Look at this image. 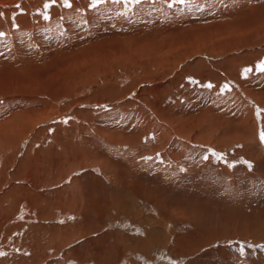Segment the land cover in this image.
Returning <instances> with one entry per match:
<instances>
[{
	"label": "rangeland",
	"instance_id": "obj_1",
	"mask_svg": "<svg viewBox=\"0 0 264 264\" xmlns=\"http://www.w3.org/2000/svg\"><path fill=\"white\" fill-rule=\"evenodd\" d=\"M11 1L16 0H0V5ZM27 1L22 0V5L26 3L23 6L16 8L14 5L0 12L4 22L12 21V26L18 29V32L14 31L17 34L0 30L3 33L0 36V88L3 86L0 89V111L4 109L5 113L0 115L3 127L0 128V141L8 143L14 134L11 139L14 145L7 149L5 145L0 147V200L2 196L8 197L6 206L4 202L0 204V264H264V198L255 200L256 193L255 196L251 194L254 189L248 192L247 202L230 201L216 191L207 192L209 187L218 188L221 184L219 174L228 177L221 179L224 186H233L237 178L240 182L237 170L242 177L249 170L264 177V140L261 139L264 134V17L250 11L232 14V11L216 10L210 19L203 20L201 12L194 11L184 13L185 19L179 16L169 25L164 20L156 22V14L138 9L108 10L106 17L98 14L91 17L94 19L90 24L89 20L86 22L85 28L91 25L88 35L83 34L85 29L82 27L84 30L79 29L77 33L83 35L74 36L70 32L77 22L71 26L67 23L48 24L47 21L39 23L37 17L43 12V0ZM55 5L63 11V17L66 16L64 10H68V16H73L69 9L73 3L67 6L51 2L45 9L46 17H50ZM188 18L191 21L186 23L189 24L182 25L181 22ZM20 29L26 30L27 35L19 34ZM184 33L187 37L182 38ZM113 36L123 39L126 45L130 44L139 55L128 61L118 58L120 64L113 63V66L103 58L85 62L87 55H93L100 45L109 44ZM186 39L191 41L190 45L193 43L189 52L179 57L177 52L181 47L186 52ZM158 41L164 44L160 54L171 46L178 49L176 54L171 52V56L165 54L161 58L148 56V47L144 45L150 47ZM174 60L176 62H171ZM18 96L24 100L12 101ZM219 100L225 103L221 105ZM13 113L21 122L14 123L16 121L10 117ZM255 127L258 135L250 142L246 143L237 136L239 134L236 135ZM3 129L7 133L10 131V136H4ZM22 139L26 144L23 142L19 147ZM248 143L255 148L254 153L249 152ZM192 155L198 157L191 159ZM207 168L215 174H208L210 170ZM17 188L23 189L22 202L20 195L14 192ZM24 189L31 191L30 194ZM225 190L229 189L223 188L222 192ZM80 194L89 209L87 220L76 214L73 208L83 203ZM76 200L78 203H73ZM257 203L258 207H255ZM51 206L55 207L54 211ZM199 220L205 222L204 225L199 226ZM63 225L65 228L58 227ZM153 225L157 229L156 239L150 243L146 238L151 237L146 230ZM89 226L91 229L84 230L87 232L84 233L83 229ZM209 231L214 232L210 235ZM60 232L69 233V236ZM53 233L61 234L58 235L60 239ZM72 233L76 238L70 240L74 236ZM161 234L165 236L163 242L159 241ZM53 240L58 243L52 244ZM131 242L138 244L139 249H135ZM56 244L59 246L55 250L53 245ZM41 246L47 247L42 249ZM49 248H53L52 251ZM40 252L41 257L48 253V257H44L46 260L41 257L34 260L33 255ZM93 253H96L95 260Z\"/></svg>",
	"mask_w": 264,
	"mask_h": 264
},
{
	"label": "bare ground",
	"instance_id": "obj_2",
	"mask_svg": "<svg viewBox=\"0 0 264 264\" xmlns=\"http://www.w3.org/2000/svg\"><path fill=\"white\" fill-rule=\"evenodd\" d=\"M7 1V0H6ZM24 1V0H23ZM27 1V0H26ZM3 2V1H2ZM28 2V1H27ZM36 2V1H35ZM42 2V1H41ZM41 2H40V5H41ZM51 2H52V0H43V3H42V13L37 17V20H38V22L39 23H42V22H49L48 24H54V23H57V24H68L69 26H71V24H76V22H77V25L76 26H73V27H76V28H71L72 29V31L70 32V34H72V35H80V36H82L83 34H87L88 33V31H89V29H90V26L91 25H89L90 24V22H92V21H90V20H93L94 18H95V15H98L99 14V16L101 15L102 17H106V13L108 12V10H110V11H112V12H117V11H126V10H131V9H138V11L139 10H141V11H146L147 13H150L151 15H152V13H154V14H156V16L155 17H157L155 20H156V22L157 21H161V20H164L165 22H167L169 25H170V23H172L173 24V22L179 17V16H181L182 18H184L183 17V15H184V13H188V12H194V11H200L201 13L200 14H202L203 15V17L202 16H200L201 18H203V20L204 19H207V18H209L210 19V16H211V14L212 13H214L216 10H226L227 12L228 11H232V14L233 13H241V12H247V11H250V12H252L254 15H259L260 17H264V0H184V2L183 3H180V2H178V0H68V4H70V3H73V6L71 7V8H69L70 9V11L72 12V13H70V14H73V16H68V14H66L67 12L66 11H68V10H64V12H65V17H63L62 15H63V11L62 10H60L59 9V7L58 6H54L55 8H53V10H52V13H51V15H50V17H47V18H45L46 16H45V14H47V12H45L46 10L45 9H47L46 7H45V4H51ZM56 2L57 3H59L60 5H65V2H64V0H56ZM1 3V2H0ZM22 3V0H16L15 2H10V3H2L1 5H0V12H2L1 10H5V9H8V8H11L12 6H14L15 5V7L17 8V6L19 7V5H22L21 4ZM24 4H26V3H24ZM23 4V5H24ZM28 4V3H27ZM22 5V6H23ZM33 5V4H32ZM27 6V5H26ZM37 8V7H36ZM33 11V10H32ZM137 11V12H138ZM223 11V12H224ZM225 11V12H226ZM6 12V11H5ZM8 12V11H7ZM220 12V11H219ZM4 13V12H3ZM27 13V12H26ZM132 13V12H131ZM196 13V12H195ZM8 14V13H7ZM121 13H119V15H120ZM136 14V13H135ZM216 15H218L217 13H215ZM222 14V13H221ZM134 15V14H133ZM148 15V14H147ZM197 15H198V13H197ZM231 15V14H230ZM94 17V18H91V17ZM123 16V15H122ZM199 16V15H198ZM131 17H132V15H131ZM180 17V18H181ZM116 18V17H115ZM118 18V17H117ZM127 18V17H126ZM134 18V17H133ZM148 18V17H147ZM192 18V17H191ZM214 18V17H213ZM218 18V17H217ZM262 18H260V19H262ZM124 19V18H123ZM185 19V18H184ZM212 19V18H211ZM8 20V19H7ZM20 20V19H19ZM18 20V21H19ZM31 20V19H30ZM88 20H89V22H88ZM125 20V19H124ZM131 20H133V19H131ZM155 20H153V21H155ZM195 20V19H194ZM202 20V19H201ZM218 20V19H217ZM24 21V20H23ZM178 21V20H177ZM184 21V20H183ZM186 21L187 22H189V21H191L189 18H188V20H185V22H181L182 23V25H186V24H189V23H186ZM264 21V20H263ZM8 22V21H7ZM7 22H4V20L0 17V30L2 29V30H7L6 32L7 33H11V32H13V33H16V32H14V31H17L18 32V29L17 30H15V28L12 26V24H13V22L11 21V23L10 22H8V24H7ZM86 22H88L89 24H88V26L85 28V24H86ZM205 22V21H204ZM213 22H214V20H213ZM19 23V22H18ZM124 23H126V22H124ZM134 23V22H133ZM161 23H162V21H161ZM78 24H80V25H78ZM131 24V23H130ZM204 24V23H203ZM202 24V25H203ZM251 24H253V22L251 23ZM262 24L264 25V23L262 22ZM14 25V24H13ZM30 25L32 26V27H34V24H31L30 23ZM114 25V24H113ZM113 25H112V27H113ZM192 25V24H191ZM258 25V24H257ZM261 25V24H260ZM260 25H258L259 27H261ZM41 26V25H40ZM144 26V25H143ZM158 26V25H157ZM199 26V25H198ZM219 26V25H218ZM3 27V28H2ZM29 27V26H28ZM63 27V26H62ZM82 27H84V29H85V31L83 32V34H82V32L81 33H77L78 31H79V29L80 30H84ZM137 27V26H136ZM142 27V26H141ZM179 27H181V25L179 26ZM183 27V26H182ZM194 27V26H193ZM201 27V26H200ZM220 27V26H219ZM232 27V26H231ZM237 27V26H236ZM258 27V28H259ZM22 28V27H21ZM44 28V27H43ZM42 28V29H43ZM47 28V27H46ZM45 28V29H46ZM93 28V27H92ZM115 28V27H114ZM174 28V27H173ZM184 28V27H183ZM197 28V27H196ZM199 28V27H198ZM24 29H26V28H24ZM34 29V28H33ZM41 29V28H40ZM48 29V28H47ZM76 29V30H75ZM100 29V28H99ZM142 29V28H141ZM157 29V28H156ZM185 29V28H184ZM187 29V28H186ZM185 29V30H186ZM200 29V28H199ZM205 29V28H204ZM207 29H208V26H207ZM206 29V30H207ZM221 29V28H220ZM35 30V29H34ZM138 30H140V29H138ZM143 30V29H142ZM193 30V29H192ZM196 30V29H195ZM254 30V29H253ZM30 31H31V29H30ZM29 31V32H30ZM37 31V30H36ZM39 31V30H38ZM37 31V32H38ZM44 31H46V30H44ZM91 31V30H90ZM128 31V30H127ZM144 31V30H143ZM196 31H198V30H196ZM243 31V30H242ZM256 31H258V29L256 30ZM261 31V30H260ZM19 34H21V35H27V33H26V30H22V29H20L19 30ZM32 32V31H31ZM30 32V33H31ZM40 32H41V30H40ZM43 32V31H42ZM59 32V31H58ZM124 32V31H123ZM156 32V31H155ZM189 32V31H188ZM194 32V31H193ZM255 32V31H254ZM97 33V32H96ZM128 33V32H127ZM137 33V32H136ZM179 33V32H178ZM187 33V32H186ZM196 33V32H195ZM213 33V32H212ZM215 33V32H214ZM257 33V32H256ZM259 33V32H258ZM17 34V33H16ZM32 34V36H33V32L31 33ZM65 34V33H64ZM64 34H63V36H64ZM89 34V33H88ZM87 34V35H88ZM131 34V33H130ZM174 34H177V32L175 31L174 32ZM15 35V34H14ZM51 35V34H50ZM54 35V34H53ZM128 35V34H127ZM136 35V34H135ZM184 35H185V33H184ZM187 35V34H186ZM182 36V38L184 37H187V36ZM205 35V34H204ZM203 35V36H204ZM208 35V34H207ZM215 35H217V34H215ZM9 36V35H8ZM16 36V35H15ZM18 36V35H17ZM57 36V35H56ZM69 36V35H68ZM91 36V35H90ZM110 36V35H109ZM108 35H107V37H109ZM131 36V35H130ZM189 36V35H188ZM221 36H222V34H221ZM232 36V35H231ZM253 36V35H252ZM252 36H249V37H252ZM45 37V36H44ZM46 37H48V35L46 36ZM54 37V36H53ZM70 37V36H69ZM120 37V36H119ZM138 37V36H137ZM179 37V36H178ZM254 37V36H253ZM252 37V38H253ZM17 38V37H16ZM41 38H42V36H41ZM68 38V37H67ZM112 38H114L113 39V41H110V42H108L109 44H102V45H100V47L96 50V52L92 55H87V58L85 59L86 61L85 62H89V60H100V59H102V60H104V59H106V60H108V63L107 64H113V63H115V64H118L119 62H120V60L118 59V58H121V60H132L133 59V57H137L138 55H139V52H138V55H137V53L134 51V49H131L130 48V44L128 45H126V43L124 42V40L122 39L121 40V38H118L117 39V36H113ZM151 38V37H150ZM149 38V39H150ZM211 38V37H210ZM214 38V37H213ZM251 38V39H252ZM46 39V38H45ZM45 39H43L44 41H45ZM90 39V38H89ZM109 39V38H108ZM138 39H140V38H138ZM144 39H145V37H144ZM161 39H163V38H161ZM177 41H179V38H175ZM187 39H190V38H187ZM187 39L186 40H184L185 42L187 41ZM212 39V38H211ZM263 39V38H262ZM3 40V39H2ZM11 40V39H10ZM47 40V39H46ZM58 40V39H57ZM64 40H66L65 38H64ZM64 40H62V42H64ZM70 40V39H69ZM168 40V39H167ZM174 40V39H173ZM175 40V41H176ZM181 40V39H180ZM214 40V39H213ZM218 40H219V38H218ZM242 40V39H241ZM257 40V39H256ZM255 40V41H256ZM261 40V39H260ZM35 41V40H34ZM41 41V40H40ZM48 41V40H47ZM127 41H128V39H127ZM130 41V40H129ZM184 41H182V42H184ZM193 41V40H192ZM209 41H210V39H209ZM244 41V40H243ZM250 42L252 41V40H249ZM255 41H252V42H255ZM262 41V40H261ZM3 42V41H2ZM51 42V41H50ZM53 42V41H52ZM89 42V41H88ZM149 42V41H148ZM147 42V43H148ZM160 41H158V42H155V43H152V46H150L149 47V45L147 44V45H144V46H146V47H148L147 48V54H148V56H154L155 57V55H156V57L157 58H161L162 56H164L165 54H167V55H170L171 54V52L175 55L176 54V51L178 50H176V49H173L172 48V46H171V48H169V49H167V51H169V52H165V51H163V54H160L159 53V50L162 48V47H164V44H160L159 43ZM173 42V41H172ZM184 42V43H185ZM190 42L191 41H187L186 43L187 44H184L185 45V47H186V52H183L182 50H181V48L179 49V51L177 52V54L179 53V57H180V55L181 54H184V53H187V52H189L188 51V49L190 48V46L192 45V43H191V45H190ZM197 42V41H196ZM215 42V41H214ZM239 42V41H238ZM249 42V43H250ZM5 43V42H4ZM19 43V42H18ZM47 43V42H46ZM65 43V42H64ZM128 43V42H127ZM198 43H201V42H198ZM202 43H204V42H202ZM209 43V42H208ZM220 43V42H219ZM2 44V43H1ZM30 44H33V43H30ZM35 44V43H34ZM41 44V43H40ZM61 44V43H60ZM150 44V43H149ZM169 44V43H168ZM210 44V43H209ZM28 45V44H27ZM43 45V44H42ZM50 45H51V43H50ZM64 45V44H63ZM143 45V44H142ZM183 45V46H184ZM196 45H197V43H196ZM224 45V44H223ZM252 45V44H251ZM10 46V45H9ZM15 46V45H14ZM33 46V45H32ZM55 46V45H54ZM62 46V45H61ZM169 46V45H168ZM207 46V45H206ZM210 46V45H209ZM213 46V45H212ZM180 47V46H179ZM178 47V48H179ZM196 47V46H195ZM256 47V46H255ZM259 47V46H258ZM263 47V46H262ZM261 47V49H263ZM43 48V47H42ZM41 48V49H42ZM143 49H144V47H142ZM210 48V47H209ZM6 49H8V48H6ZM35 49V48H34ZM57 49V48H56ZM192 49H193V47H192ZM11 50V49H10ZM136 50V49H135ZM139 50V49H138ZM210 50V49H209ZM225 50V49H224ZM241 50V49H240ZM256 50V49H255ZM254 50V51H255ZM258 50V49H257ZM25 51V50H24ZM86 51V50H85ZM93 51V50H92ZM143 51V50H142ZM231 51V50H230ZM15 52V51H14ZM165 52V53H164ZM183 52V53H182ZM195 52V51H194ZM227 52V51H226ZM42 53V52H41ZM6 54H8V53H6ZM39 54V53H38ZM37 54V55H38ZM3 55V54H2ZM15 55V54H14ZM172 55V54H171ZM170 55V56H171ZM186 55V54H185ZM9 56V55H8ZM7 56V57H8ZM16 56V55H15ZM32 56V55H31ZM66 56V55H65ZM76 56V55H75ZM113 56V57H112ZM187 56V55H186ZM186 56H184V57H186ZM194 56V55H193ZM203 56V55H202ZM6 57V56H5ZM42 57H44L43 55H42ZM111 59H110V58ZM173 57V56H172ZM191 57V56H190ZM200 57V56H199ZM29 58H32V57H29ZM78 58H81V57H79V55H78ZM150 58V57H149ZM174 58V57H173ZM22 59V58H21ZM168 59V58H167ZM188 59H190L189 57H188ZM193 59V58H192ZM205 59V58H204ZM111 60H113V61H111ZM118 60V61H117ZM165 60V59H164ZM210 60V59H209ZM105 61V60H104ZM110 61V62H109ZM141 61V60H140ZM139 61V62H140ZM144 61V60H143ZM161 61V60H160ZM166 61V60H165ZM179 61V60H178ZM183 61V60H182ZM191 61V60H190ZM196 61V60H195ZM198 61V60H197ZM202 61V60H201ZM22 62V61H21ZM102 62V61H101ZM130 62V61H129ZM146 62V61H145ZM152 62V61H151ZM171 62H176L175 60L174 61H171ZM204 62V61H203ZM20 63V62H19ZM23 63V62H22ZM133 63V62H132ZM132 63H131V65H132ZM162 63V62H161ZM170 63V62H169ZM26 64V63H25ZM103 64V63H102ZM120 64V63H119ZM137 64H138V61H137ZM147 64V63H146ZM172 64H175V63H172ZM196 64H197V62H196ZM207 64V63H206ZM24 65V64H23ZM126 65V64H125ZM135 65V64H134ZM199 65V64H198ZM214 65V64H213ZM212 65V66H213ZM104 66V65H103ZM113 66V65H112ZM173 66V65H172ZM205 66V65H204ZM25 67V66H24ZM78 67V66H77ZM149 67V66H148ZM158 67V66H157ZM190 67V66H189ZM192 67V66H191ZM190 67V68H191ZM59 68V67H58ZM115 68V67H114ZM167 68V67H166ZM175 68V67H174ZM200 68V67H199ZM210 68V67H209ZM240 68V67H239ZM24 69V68H23ZM69 69V68H68ZM78 69V68H77ZM103 69V68H102ZM118 69V68H117ZM189 69V68H188ZM196 69V68H195ZM59 70V69H58ZM79 71V70H78ZM105 71V70H104ZM109 71V70H108ZM118 71V70H117ZM159 71H163V69H159ZM213 71V70H212ZM58 72V71H57ZM156 72V71H155ZM154 72V73H155ZM168 72V71H167ZM196 72V71H195ZM208 72V71H207ZM71 73V72H70ZM83 73V72H82ZM103 73V72H102ZM106 73V72H105ZM113 73V72H112ZM181 73V72H180ZM218 73V72H217ZM11 74V73H10ZM60 74V73H59ZM66 74V73H65ZM72 74V73H71ZM201 74V73H200ZM200 74H199V77H200ZM6 75V74H5ZM12 75V74H11ZM83 75V74H82ZM103 75H105V74H103ZM112 75V74H111ZM208 76H209V72H208ZM6 77V76H5ZM172 77H174V76H172ZM81 78V77H80ZM132 78H133V76H132ZM13 79V78H12ZM206 79V78H205ZM16 80V79H15ZM60 80V79H59ZM68 80V79H67ZM120 80H121V78H120ZM155 80V79H154ZM13 81V80H12ZM38 81V80H37ZM166 81V80H165ZM168 81V80H167ZM257 81V80H256ZM16 82V81H15ZM16 85V84H15ZM168 85V84H167ZM172 84H170L169 86H171ZM184 85V84H183ZM186 85V84H185ZM11 85H9V87H10ZM33 86V85H32ZM180 86H182V85H180ZM3 87V86H2ZM1 87V88H2ZM4 87H5V85H4ZM8 87V86H7ZM12 87V86H11ZM10 87V88H11ZM16 87V86H15ZM39 87V86H38ZM173 87V86H172ZM0 88V89H1ZM18 88V87H17ZM35 88H36V86H35ZM179 88V87H178ZM183 88V87H182ZM216 88V87H215ZM22 89V88H21ZM25 89V88H24ZM28 89V88H27ZM33 89V88H32ZM174 89V88H173ZM6 90V89H5ZM51 90V89H50ZM118 89H116V91H117ZM24 91V90H23ZM28 91V90H27ZM32 91V90H31ZM39 90H37V92H38ZM47 91V90H46ZM53 91V90H52ZM109 91V90H108ZM113 91V90H112ZM112 91H111V93H112ZM114 91H115V89H114ZM119 91V90H118ZM174 91V90H173ZM26 92V91H25ZM40 92V91H39ZM41 92H42V89H41ZM48 92V91H47ZM54 92V91H53ZM58 92V91H57ZM20 93V92H19ZM23 93V92H22ZM31 93V92H30ZM56 93V92H55ZM6 94H8V92L6 93ZM12 94V93H11ZM18 94V93H17ZM35 94V93H34ZM44 94V93H43ZM188 94V93H187ZM29 95V94H28ZM5 96V95H4ZM24 96H27V95H24ZM29 96H31V95H29ZM42 96V95H41ZM3 97V96H2ZM8 97V96H7ZM19 97V96H18ZM14 97L13 99H12V101H14V102H20V101H22V100H24V99H22V98H24V97ZM32 97V96H31ZM34 97V96H33ZM36 97V96H35ZM40 98V97H39ZM43 98V97H42ZM108 98V97H107ZM5 99V98H4ZM32 99V98H31ZM44 99V98H43ZM155 99V98H154ZM31 101V100H30ZM107 101V100H106ZM3 103V102H2ZM6 103V102H5ZM24 103H26V102H24ZM31 103H32V101H31ZM225 102H224V100H219V104H221V105H223ZM29 104V103H28ZM34 104V103H33ZM134 104V103H133ZM132 104V105H133ZM143 104V103H142ZM23 105V104H22ZM122 105V104H121ZM182 105V104H181ZM27 106V105H26ZM143 105H141V107H142ZM94 107V106H93ZM131 107H133V106H131ZM136 107V106H135ZM230 107V106H229ZM134 108V107H133ZM184 108V107H183ZM116 109V108H115ZM142 109V108H141ZM221 109V108H220ZM228 109V108H227ZM231 109V108H230ZM133 110H135V109H133ZM132 110V111H133ZM19 111V110H18ZM131 111V112H132ZM136 111V110H135ZM27 112H28V110H27ZM34 112V111H33ZM130 112V113H131ZM25 113V112H24ZM103 113V112H102ZM146 113V112H145ZM3 114H5L4 113V109H2L1 111H0V115H3ZM26 114V113H25ZM28 114V113H27ZM100 114V113H99ZM140 114H142V113H140ZM139 114V115H140ZM144 114V113H143ZM8 115V112H7V114H6V116ZM147 115V114H146ZM223 116V115H222ZM12 119H13V121H16V122H14V123H18V122H21V120L19 121V120H17L18 118H16L17 117V115L16 114H14L13 113V115H11L10 116ZM32 117H35V116H32ZM37 117V116H36ZM87 117V116H86ZM141 117V116H140ZM149 117V116H148ZM29 118H31L30 116H29ZM126 118V117H125ZM132 118V117H131ZM138 118V117H137ZM143 118H145V117H143ZM142 118V119H143ZM225 118V117H224ZM104 119V118H103ZM140 118H138V120H139ZM147 119V118H146ZM216 119V118H215ZM3 120V119H2ZM24 120H26V119H24ZM144 120V119H143ZM220 120H221V118H220ZM4 121V120H3ZM8 121H10V120H8ZM142 121V120H141ZM209 121V120H208ZM257 121V120H256ZM30 122V121H29ZM175 122H177V121H175ZM1 123V122H0ZM91 123V122H90ZM209 123V122H208ZM211 123V122H210ZM218 123H220L219 121H218ZM223 122L221 121V123L220 124H222ZM92 124V123H91ZM142 124V123H141ZM170 124V123H169ZM24 125V124H23ZM26 125V124H25ZM29 125V124H28ZM218 126H219V124H217ZM259 125V124H258ZM20 126V125H19ZM18 126V127H19ZM225 125H223V127H224ZM249 126V125H248ZM251 127L253 126V125H250ZM26 127V126H25ZM78 127V126H77ZM134 127V126H133ZM242 129H243V125H241L240 126ZM0 128H3L1 125H0ZM22 128V127H21ZM205 128V127H204ZM214 128V127H213ZM218 128V127H217ZM226 128V127H225ZM13 129V128H12ZM194 129V128H193ZM4 130V129H3ZM9 130V129H8ZM11 130V129H10ZM30 130V129H29ZM130 130V129H129ZM241 130V129H240ZM5 131V135L4 136H7V135H9L10 134V131H8L9 133H7V131L6 130H4ZM12 131V130H11ZM23 131V130H22ZM200 131H202V130H200ZM26 132V131H25ZM24 132V133H25ZM29 132V131H28ZM27 132V133H28ZM192 132H194V131H192ZM216 132H218V131H216ZM238 132V131H237ZM7 133V134H6ZM22 133V132H21ZM87 133V132H86ZM4 134V133H3ZM16 134V133H15ZM19 134V133H18ZM26 134V133H25ZM30 133H28V135H29ZM104 134V133H103ZM221 134H223V133H221ZM237 134H239V135H237ZM257 134V129H256V127L255 128H252V129H250L249 131H241V133L240 132H238V133H236V135L237 136H239L240 137V139H242V140H244V141H246V143L249 141V140H251L252 138H256V136L258 135H256ZM22 135V134H21ZM219 135V134H218ZM10 136V135H9ZM26 136H27V134H26ZM233 136V135H232ZM14 137V134H12V137L10 138V140H9V142L7 143V142H5V141H0V147H2V146H4L5 145V148L7 149V148H9L11 145H14V144H12V141H11V139ZM82 137V136H81ZM145 137V136H144ZM231 137V136H230ZM151 138V137H150ZM203 138V137H202ZM227 138V137H226ZM235 138H237V137H235ZM1 139V138H0ZM3 139V138H2ZM27 139V138H26ZM91 139V138H90ZM94 139H96L95 137H94ZM113 138H111V140H112ZM189 139V138H188ZM224 139V138H223ZM230 139V138H229ZM232 139V138H231ZM238 139V138H237ZM240 139H238V140H240ZM23 140V139H22ZM25 140V139H24ZM24 140L23 141H21L20 143H19V147L21 146V144L24 142ZM73 140V139H72ZM86 140H88V139H86ZM111 140H110V142H111ZM114 140V139H113ZM118 140V139H117ZM137 140V139H136ZM194 140H195V138H194ZM234 140H236V139H234ZM253 140V139H252ZM251 140V141H252ZM186 141V140H185ZM200 141V140H199ZM114 142V141H113ZM191 142V141H190ZM250 142V141H249ZM186 143V142H185ZM194 143V142H193ZM233 143V142H232ZM264 143V142H263ZM26 144V142H24V145ZM57 144V143H56ZM117 144H118V142H117ZM189 144V143H188ZM192 144V143H191ZM245 144V143H244ZM23 145V146H24ZM30 145V144H29ZM94 145V144H93ZM114 145V144H113ZM102 146V145H101ZM108 146V145H107ZM119 146V145H118ZM175 146V145H174ZM193 146L194 145H192V148H193ZM246 146V145H245ZM250 146H252V144H250V143H248L247 144V147H249V149H250V151L249 152H253L254 151V149L255 148H253V147H250ZM255 146V145H254ZM61 147V146H60ZM197 147V145L195 146V148ZM242 147H244V146H242ZM4 148V149H5ZM190 148V147H189ZM198 148V147H197ZM244 148H246V147H244ZM263 148V147H262ZM3 149V150H4ZM5 149V150H6ZM21 149V148H20ZM24 149V148H23ZM29 149V148H28ZM27 149V150H28ZM188 149V148H187ZM186 149V150H187ZM199 149H200V147H199ZM38 150V149H37ZM132 150V149H131ZM149 150V149H148ZM202 150V149H201ZM204 150H205V148H204ZM260 150V149H259ZM34 151V150H33ZM41 151V150H40ZM79 151H81V149H79ZM189 151H191V152H189ZM189 151H187V152H189V153H193L192 152V150H189ZM194 151V150H193ZM261 151V150H260ZM16 152V151H15ZM19 152V151H18ZM45 152V151H44ZM67 152H68V150H67ZM186 152V153H187ZM245 152V151H244ZM264 152V151H263ZM262 152V153H263ZM248 153V152H247ZM254 153V152H253ZM29 154V153H28ZM69 154V153H68ZM194 154V153H193ZM259 154V153H258ZM87 155V154H86ZM85 155V156H86ZM166 155V154H165ZM187 155V154H186ZM197 155V154H196ZM196 155H194V157H193V155H192V158L191 159H193V158H195V156ZM204 155V154H203ZM69 156V155H68ZM88 156V155H87ZM187 156H189V155H187ZM198 156H200L201 158H202V155H199L198 154ZM198 156H196V157H198ZM206 156V155H205ZM247 156H249L248 154H247ZM29 157V156H28ZM81 157V156H80ZM84 157V156H83ZM166 157V156H165ZM168 157V156H167ZM190 157V156H189ZM212 157V156H211ZM253 157V156H252ZM179 158V157H178ZM187 157H185V159H186ZM259 158V157H258ZM15 159H17V158H15ZM66 159H68V158H66ZM88 159V158H87ZM104 158L102 157V160H103ZM106 159V158H105ZM138 159V158H137ZM257 159V158H256ZM85 160V159H84ZM83 160V161H84ZM89 160V159H88ZM92 160V159H91ZM169 160H170V158H169ZM179 161H180V159H178ZM177 160V161H178ZM258 160V159H257ZM259 160H261L260 158H259ZM8 161H10V160H8ZM14 161V160H13ZM50 162H51V160H49ZM77 161V160H76ZM110 161V160H109ZM178 161V162H179ZM183 161V160H182ZM181 161V162H182ZM190 160L188 159V162H189ZM207 161V160H206ZM48 162V161H47ZM66 162V161H65ZM86 162V161H85ZM105 162V161H104ZM134 162H135V160H134ZM150 162V161H149ZM177 162V163H178ZM199 162H200V159H199ZM259 162V161H258ZM263 162V161H262ZM76 163V162H75ZM78 163H80L79 161H78ZM86 163H88V162H86ZM176 163V162H175ZM180 163V162H179ZM185 163V162H184ZM186 163H187V161H186ZM191 163H193L192 161H191ZM210 163V162H209ZM11 164V163H10ZM108 164V163H107ZM112 164V163H111ZM133 164V163H132ZM147 163H145V165H146ZM188 164H190V163H188ZM207 165H208V162L206 163ZM257 164V163H256ZM14 165V164H13ZM142 165V164H141ZM182 165V164H181ZM195 165V164H194ZM199 165V164H198ZM260 165V164H259ZM65 166V165H64ZM79 166V165H78ZM179 166V165H178ZM189 166H192L191 164L189 165ZM262 166H264V164L262 165ZM72 167V166H71ZM76 167V164H75V166H74V168ZM208 167H211V166H208ZM215 167V166H214ZM259 167H261V166H259ZM7 168V167H6ZM73 168V167H72ZM181 168V167H180ZM242 168H244V165H243V167ZM263 168V167H262ZM105 168H103V170H104ZM113 169V168H112ZM189 169V168H188ZM191 169L192 168H190V171H191ZM207 169H209V168H207ZM211 169V168H210ZM209 169V170H210ZM249 169V168H248ZM1 170V169H0ZM107 170H108V168H107ZM144 170V169H143ZM167 170V169H166ZM193 170V169H192ZM195 170V169H194ZM262 170H264V169H262ZM262 170H261V172H262ZM24 171V170H23ZM57 171H59V170H57ZM112 171V170H111ZM185 171V170H184ZM183 171V172H184ZM231 171V170H230ZM229 171V172H230ZM245 171V170H244ZM32 172V171H31ZM170 172V171H169ZM180 172V171H179ZM192 172V171H191ZM191 172H190V174H191ZM210 173H208V174H211L212 172H214V171H212L211 172V170L209 171ZM220 172V171H219ZM222 172V171H221ZM239 172V173H238ZM33 173V172H32ZM96 173V172H95ZM180 173H182V172H180ZM193 173V172H192ZM234 173V172H233ZM237 173H238V176H239V181L240 182H238V178L236 179V180H234L235 182H234V184H233V186H229V185H226L225 184V186L222 184L223 182H221V179H223V178H225V177H227V176H221L220 177V174H219V179L218 180H220L219 181V183H221V184H219V186H218V188L217 187H209L208 188V190H207V192H209L210 190L211 191H216V192H218V195L219 194H222L223 195V197H226L227 199H229L230 201H232V200H234V201H238V202H243V201H245V202H247V199H248V192L249 191H251V189H254L253 190V192L251 193V194H253L254 192L256 193V196H255V193H254V196H255V200H258L259 199V201H260V199H263L264 198V177H260L259 175H255V174H253V173H250V170H249V172H247L243 177H242V175H241V172L240 171H238L237 170ZM167 174H169V173H167ZM178 173H176V175H177ZM214 174H215V172H214ZM227 174V173H226ZM229 174V173H228ZM235 174H236V172H235ZM262 174V173H261ZM263 174H264V171H263ZM0 175H2V173H0ZM37 175V174H36ZM60 175H61V172H60ZM108 175V174H107ZM170 175V174H169ZM192 175V174H191ZM230 175H232V173L230 174ZM229 175V176H230ZM109 176V175H108ZM179 176H181L180 174H179ZM236 176H237V174H236ZM237 176V177H238ZM263 176V175H262ZM5 177V176H4ZM115 177H117V176H115ZM214 177V176H213ZM216 177V176H215ZM214 177V178H215ZM234 177V176H233ZM6 178V177H5ZM183 178V177H182ZM193 178V177H192ZM228 178V177H227ZM258 178H263L262 180L260 179V180H258ZM235 179V178H234ZM104 180V179H103ZM121 180V179H120ZM119 180V181H120ZM217 180V179H216ZM224 180V179H223ZM258 180V181H257ZM61 181V180H60ZM72 181H73V179H72ZM205 181H208V180H205ZM232 181V180H231ZM80 182V181H79ZM82 182V181H81ZM133 182H135V181H133ZM77 183V182H76ZM182 183V182H181ZM227 183V182H226ZM90 184V183H89ZM229 184V183H228ZM56 185V184H55ZM216 185V184H215ZM27 186V185H26ZM81 186H82V183H81ZM72 188H74L75 187V185H72L71 186ZM84 187V186H83ZM69 188V187H68ZM85 188V187H84ZM223 188H225V189H229V190H225V191H223L222 192V190H223ZM18 189V188H17ZM83 189V188H82ZM213 189H215V190H213ZM245 189V190H244ZM25 190V189H24ZM76 190H78L77 188L75 189V191ZM12 191V190H11ZM10 191V192H11ZM26 192H28V194H30V192L31 191H28V190H25ZM74 191V190H73ZM14 192L16 193V194H18V195H20V197L21 196H23V189H18V190H14ZM6 194H7V192H6ZM32 194V193H31ZM214 194V193H213ZM17 195V196H18ZM44 195V194H43ZM76 195V194H75ZM83 196V194H80L79 195V197L80 196ZM65 196V195H64ZM68 196V195H67ZM257 196H259L258 198H256ZM8 198V197H7ZM5 196H2V198H1V200H0V204H2L3 202H4V204H5V206H6V199H7ZM16 198V197H15ZM61 198V197H60ZM67 198V197H66ZM74 198H75V196H74ZM81 198V197H80ZM83 198V197H82ZM81 198V199H82ZM55 199H57V198H55ZM252 200H253V198H251ZM21 202H22V197H21ZM53 200V199H52ZM64 200V199H63ZM83 200H84V198L82 199V201L81 202H83ZM45 201H47V200H45ZM58 200H56V202H57ZM61 201V200H60ZM67 201V200H66ZM54 202V201H53ZM10 203V202H9ZM14 203V201L12 202V204ZM60 203V202H59ZM62 203V202H61ZM69 203V202H68ZM73 203H78V201L76 200V201H74ZM251 203V202H250ZM22 204V203H21ZM51 204V203H50ZM253 204V203H252ZM258 204L259 203H257V204H255V207H258ZM15 205V204H14ZM20 205V204H19ZM57 205H59L58 203H57ZM127 205V204H126ZM17 206V205H16ZM22 206V205H21ZM21 206H19L20 207V209L22 208ZM45 206V205H44ZM54 206H56V204L54 205ZM66 206V205H65ZM64 206V207H65ZM68 206V205H67ZM93 206V205H92ZM171 206V205H170ZM2 206H0V208H1ZM10 207V206H9ZM24 207V206H23ZM47 207H49V206H47ZM50 208H52L53 209V211H54V208H53V206H51ZM74 209H76L75 210V213L76 214H79L80 216H84V219H88L87 218V215L89 216V213H88V211H89V209H88V207L86 206V204L83 202V203H81L80 205L79 204H76V205H74V207H73ZM93 208V207H92ZM3 209V208H2ZM8 209V208H7ZM7 209H5V210H7ZM11 209H13V207H11ZM17 209H19L18 207H17ZM44 209V208H43ZM48 209V208H47ZM88 209V210H87ZM14 210V209H13ZM21 210H23V209H21ZM94 210V209H93ZM126 210V209H125ZM9 212H10V209L8 210ZM16 211V210H15ZM18 211V210H17ZM93 212V211H92ZM131 212V211H130ZM17 213V212H16ZM34 213V212H33ZM15 214V213H14ZM13 214V215H14ZM28 214V213H27ZM93 214V213H92ZM1 215V214H0ZM46 215V214H45ZM50 215V214H49ZM55 215H57V213L55 214ZM18 216V215H17ZM20 216V215H19ZM2 217V216H1ZM0 217V218H1ZM5 217V216H4ZM3 217V218H4ZM23 217V216H22ZM144 217V216H143ZM2 218V219H3ZM56 218V217H55ZM170 219V218H169ZM77 220V219H76ZM152 220V219H151ZM202 220V219H201ZM3 221V220H2ZM5 221V220H4ZM42 221V220H41ZM84 221V220H83ZM7 222V221H6ZM11 222V221H10ZM15 222V221H14ZM25 222V221H24ZM44 222V221H43ZM85 222V221H84ZM88 221H86V223H87ZM100 222V221H99ZM159 222V221H158ZM237 222V221H236ZM26 223V222H25ZM24 223V224H25ZM38 223H40V221L38 222ZM38 223H36V224H38ZM202 223H203V225H204V223L205 222H201L200 220H199V222H198V225L199 226H202ZM41 224V223H40ZM245 224V223H244ZM3 225H5V224H3ZM2 225V226H3ZM33 225H35V224H33ZM83 225V224H82ZM155 225H157V224H155ZM210 225V224H209ZM30 226V225H29ZM48 226H52V225H48ZM47 226V227H48ZM75 227H74V229L76 228V225H74ZM102 226V225H101ZM248 226V225H247ZM25 226H23V228H24ZM33 227V226H32ZM41 227V226H40ZM58 227H62V228H65V226L63 225V226H58ZM90 227V226H89ZM93 227V226H92ZM95 228H96V225L94 226ZM103 227V226H102ZM102 227H100V228H102ZM257 227V226H256ZM43 228V227H42ZM49 228V227H48ZM66 228H68V227H66ZM71 228V227H70ZM84 228V227H83ZM99 228V229H100ZM131 228V227H130ZM232 228V227H231ZM250 228V227H249ZM29 229H30V227H29ZM33 229H35L34 227H33ZM36 229H39V228H37L36 227ZM51 229V228H50ZM91 229V227L90 228H88V227H86V229L84 228L83 229V231L84 230H87V231H89ZM150 229V230H149ZM215 230H216V228H214ZM218 229V228H217ZM24 230V229H23ZM48 230V229H47ZM66 230V229H65ZM93 230H96V229H94L93 228ZM138 230V229H137ZM136 230V231H137ZM167 230V229H166ZM28 231V230H27ZM37 231V230H36ZM36 231H34V233L36 232ZM40 231V230H39ZM46 231V230H45ZM67 231V230H66ZM79 230H77V232H78ZM92 231V230H91ZM108 231V230H107ZM134 231V230H133ZM135 231V232H136ZM142 232H143V230H141ZM156 231H157V229H156V226L154 227V225L153 226H148V229L146 230V232L148 233V235L151 237V238H146L147 240H148V242H150V243H152V241H154V240H152V239H156ZM1 232H3L2 230H1ZM14 232V231H13ZM38 232V231H37ZM40 232H42V231H40ZM47 232V231H46ZM76 232V231H75ZM95 232V231H94ZM138 232V231H137ZM210 233H208V234H212V232H214V231H209ZM4 233V232H3ZM24 233H26V232H24ZM48 233H49V230H48ZM60 233H62V234H64V235H66L67 233H63V232H60ZM80 234H82L81 233V228H80V232H79ZM84 233H87V232H85L84 231ZM228 233V232H227ZM16 234V233H15ZM39 234V233H38ZM41 234V233H40ZM39 234V235H40ZM50 234V233H49ZM53 234H55L54 236H56L57 238H58V235H61V234H59L58 233V235L56 234V233H53ZM70 234H71V231H70ZM73 235H74V233H72ZM76 234V233H75ZM80 234H77L76 236H80ZM92 234H93V232H92ZM145 234V233H144ZM143 234V235H144ZM224 234V233H223ZM222 234V235H223ZM28 235H30V234H28ZM38 235V236H39ZM41 235H44V233L43 234H41ZM40 235V236H41ZM68 236H69V233L67 234ZM72 235V236H73ZM235 235V234H234ZM32 236V235H31ZM34 236H37L36 234L34 235ZM33 236V237H34ZM46 236H48V235H46ZM51 236H53V235H51ZM84 236H85V234H84ZM87 236V235H86ZM146 236V235H145ZM216 236H218V235H216ZM0 237H1V234H0ZM44 237V236H43ZM64 237V239L66 238L65 236H63ZM147 237V236H146ZM208 237V236H207ZM18 238V237H17ZM26 238V237H25ZM24 238V239H25ZM27 238H28V236H27ZM45 238V237H44ZM73 238H76L75 237V235L72 237V238H70V240L72 239L73 240ZM79 238V237H78ZM104 238V237H103ZM159 241H161V242H163V240H164V238H165V236H164V234H161V236H159ZM209 238V237H208ZM207 238V239H208ZM1 239H2V237H1ZM6 239H7V237H6ZM41 239V238H40ZM50 240H52L51 238H49ZM48 239V241H47V243H49V245L51 244L50 243V240ZM54 239V238H53ZM58 239H60V238H58ZM57 239V241H59ZM63 239V241H65ZM69 239V238H68ZM16 240H18V239H16ZM15 240V242H18V241H16ZM26 240V239H25ZM47 240V238L45 239V241ZM33 241V240H32ZM35 241V240H34ZM44 241V240H43ZM54 241V242H53ZM52 242V244H54V243H56L57 241H55V240H53ZM67 241V240H66ZM69 241V240H68ZM68 241H67V243H68ZM169 241V240H168ZM208 241V240H207ZM2 242H4V241H2ZM28 242H31V241H29L28 240ZM60 242V241H59ZM167 242V241H166ZM179 242V241H178ZM37 243V242H36ZM58 243V242H57ZM63 243V242H62ZM61 243V244H62ZM67 243H66V245H67ZM71 243V242H70ZM3 244V243H2ZM14 244H16V243H14ZM24 244V243H23ZM27 244V243H26ZM64 244V243H63ZM80 244H82V243H80ZM79 244V245H80ZM131 245H134L133 247L135 248V249H139V245L138 244H136V243H133V242H131L130 243ZM201 245H202V243H200ZM206 244V243H205ZM1 245V244H0ZM57 246H54L53 245V247L55 248V250L56 249H58V244H56ZM73 245V244H72ZM83 245V244H82ZM81 245V246H82ZM90 245V244H89ZM3 246V245H2ZM1 246V247H2ZM19 246V245H18ZM61 246H65V245H61ZM60 246V247H61ZM78 246V245H77ZM81 246H79V247H81ZM183 246H184V244H183ZM26 247H27V245H26ZM44 247H47V246H43V248ZM59 247V248H60ZM66 247V246H65ZM85 247H88V246H86L85 245ZM195 247V246H194ZM23 248V247H22ZM41 248H42V246H41ZM42 248V249H43ZM77 248V247H76ZM128 248V247H127ZM193 248V247H192ZM191 248V249H192ZM1 249V248H0ZM33 249V248H32ZM42 249H41V251H42ZM49 249H51V248H49ZM48 249V250H49ZM53 249V248H52ZM52 249H51V251H52ZM68 249V248H67ZM87 249V248H86ZM90 249V248H89ZM3 250V249H2ZM36 250V249H35ZM70 250V249H69ZM72 250V249H71ZM85 250V249H84ZM128 250V249H127ZM193 250V249H192ZM208 250V249H207ZM50 251V250H49ZM79 251V250H78ZM189 251H190V249H189ZM197 251V250H196ZM66 252V251H65ZM71 252V251H70ZM70 252H68V253H70ZM193 252V251H192ZM53 253V252H52ZM67 253V252H66ZM181 253V252H180ZM195 253V252H194ZM197 253V252H196ZM210 254H211V252H209ZM213 253V252H212ZM72 254H74L73 253V251H72ZM72 254H70L71 256H72ZM96 253H93L92 254V257L94 258V260H95V258H96V255H95ZM188 254H190L189 252H188ZM205 254V253H204ZM207 254H208V252H207ZM206 254V255H207ZM39 255H41V252L38 254V255H33V258H34V260H36L37 258H39V257H41V256H39ZM48 255V253H45V255L43 256V257H41V259L43 260V258L44 257H46ZM64 255V254H63ZM165 255V254H164ZM194 255V254H193ZM75 256V255H74ZM32 257V256H31ZM48 257V256H47ZM163 257V256H162ZM166 257V256H165ZM168 257V256H167ZM202 257V256H201ZM201 257H199V258H201ZM207 257V256H206ZM32 258V259H33ZM54 258V257H53ZM59 258V257H58ZM72 258V257H71ZM145 258V257H144ZM205 258V257H204ZM10 259H11V256H10ZM28 259V258H27ZM27 259H26V261H27ZM40 259V258H39ZM45 259V258H44ZM61 260H62V258H60ZM65 259V258H64ZM73 259V258H72ZM71 259V260H72ZM168 260H169V258H167ZM202 259V258H201ZM7 260H9V259H7ZM41 260V261H42ZM46 260V259H45ZM48 260V259H47ZM194 260V259H193ZM205 261H206V259H204ZM11 261V260H10ZM58 261V260H57ZM60 261V260H59ZM148 261V260H147ZM197 263H201V262H199V261H197V260H195ZM64 262V261H63ZM65 262H66V260H65ZM76 261L74 260V263H75ZM30 263V262H29ZM59 263V262H58ZM149 263V262H148ZM192 263V262H191ZM9 264H11V262L9 263ZM28 264V263H27ZM32 264H34L33 262H32ZM38 264V263H37ZM55 264H56V262H55ZM67 264V263H66ZM82 264V263H81ZM203 264V263H202Z\"/></svg>",
	"mask_w": 264,
	"mask_h": 264
},
{
	"label": "snow or ice",
	"instance_id": "obj_3",
	"mask_svg": "<svg viewBox=\"0 0 264 264\" xmlns=\"http://www.w3.org/2000/svg\"><path fill=\"white\" fill-rule=\"evenodd\" d=\"M55 2H56V0H52V3H55ZM64 2H65V5L70 6V5H68V0H64ZM178 2L183 3L184 0H178ZM45 7H49V5L45 4ZM45 18H47V17H45ZM2 35H3V33H0V36H2ZM261 139L264 140V134H262Z\"/></svg>",
	"mask_w": 264,
	"mask_h": 264
}]
</instances>
